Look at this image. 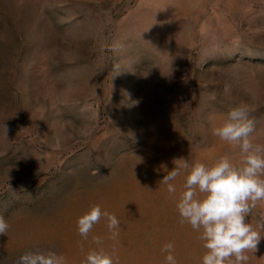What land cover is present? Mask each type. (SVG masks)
Returning a JSON list of instances; mask_svg holds the SVG:
<instances>
[{
    "label": "rangeland",
    "instance_id": "obj_1",
    "mask_svg": "<svg viewBox=\"0 0 264 264\" xmlns=\"http://www.w3.org/2000/svg\"><path fill=\"white\" fill-rule=\"evenodd\" d=\"M240 104L264 144V0H0V264L36 249L81 264L93 236L120 264H166L169 242L201 264L183 176L176 195L160 181L179 158L238 160L211 130ZM92 204L116 240L104 219L78 235ZM246 219L259 230L264 201ZM248 255L264 264V238Z\"/></svg>",
    "mask_w": 264,
    "mask_h": 264
},
{
    "label": "clouds",
    "instance_id": "obj_2",
    "mask_svg": "<svg viewBox=\"0 0 264 264\" xmlns=\"http://www.w3.org/2000/svg\"><path fill=\"white\" fill-rule=\"evenodd\" d=\"M119 69L118 64L112 66L115 76L120 74ZM224 92H230L229 85L224 86ZM250 111L245 104L237 105L211 130L213 136L239 149L238 160L226 155L211 163L179 158L160 181L169 194L176 195L174 182L183 176L176 209L179 223L199 234L205 250L201 264H248V253H255L264 238V224L258 230L246 219L264 201V144L253 142L256 122L250 118ZM101 219L106 221L107 238L116 240L120 221L98 204H92L77 218L78 235L87 239ZM9 228L0 214V235H6ZM92 243L96 247L87 251L81 264H120L119 257L102 246V237L93 236ZM161 252L165 253L166 264H178L173 243L164 244ZM15 264H67V259L53 250L36 249L20 255Z\"/></svg>",
    "mask_w": 264,
    "mask_h": 264
}]
</instances>
